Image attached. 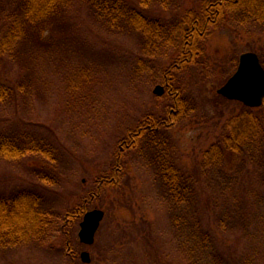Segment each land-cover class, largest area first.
<instances>
[{
  "label": "rangeland",
  "instance_id": "1",
  "mask_svg": "<svg viewBox=\"0 0 264 264\" xmlns=\"http://www.w3.org/2000/svg\"><path fill=\"white\" fill-rule=\"evenodd\" d=\"M202 1L163 8L125 0L165 24L198 14ZM206 33L193 63L172 71L179 54L161 35L145 45L138 29L110 28L80 0L50 20L45 35H31L2 59L0 80L13 94L0 104V133L52 145L59 184L37 179L44 162L36 154L0 159V195L29 189L64 213L95 193L99 180L114 176L117 184L88 204L104 213L91 245L79 241L80 220L68 235L0 250V264H264V141L249 152L223 144L213 152L227 119L245 107L217 90L243 53H256L264 67V33L234 22ZM168 73L187 107L169 129L136 140L116 176V147L129 130L146 115H170L161 82ZM150 138L185 181L180 198L156 171ZM83 251L89 263L80 260Z\"/></svg>",
  "mask_w": 264,
  "mask_h": 264
},
{
  "label": "trees",
  "instance_id": "2",
  "mask_svg": "<svg viewBox=\"0 0 264 264\" xmlns=\"http://www.w3.org/2000/svg\"><path fill=\"white\" fill-rule=\"evenodd\" d=\"M75 1L80 0H0V62L4 57L15 55L20 43L31 35H45L50 20ZM81 1L89 5L96 19L110 28L121 29L126 26L138 29L142 33L145 45L149 44L152 38L161 35L163 40L167 41V46H174L179 54L176 62L171 66L172 71L191 65L194 52L198 53L199 49V44L196 42L202 40L207 35L206 32L218 26L233 22L237 25L251 24L258 26L264 33V0H203L198 14L188 12L186 18L170 24L146 17L140 9L130 6L125 0ZM138 1L142 7L157 3L160 7L167 8L172 0ZM180 42L183 44L178 47ZM161 82L164 85L165 96L171 99L167 106L171 108L170 115L160 119L146 115L134 129L129 130L128 137L116 147L115 165L112 168V173L116 176L122 169L120 158L124 152L136 146V140L142 136L155 137L161 130L169 129L183 113V107L185 108V105L187 107V101L182 98V87L175 84L177 80L174 82V78L168 73L164 74ZM12 94L13 88L0 80V104L7 102ZM220 139L221 142L213 146L215 155H219L222 144L224 149L234 152L239 149L249 152L250 148H260V141H264V102L256 109L243 107L228 118ZM148 141L146 146L152 150L150 158L155 164L156 171L161 173L169 192L180 198L185 181L171 163V158L166 156L163 148L153 143L154 138ZM34 143L36 144L33 145ZM33 154L40 156L44 162L41 161L42 167L38 166L35 172L37 179L43 184L58 186L59 180L56 179L55 171V164L59 160L58 151L52 145L23 141L16 135L0 133V159L18 160ZM116 184L114 176L99 180L95 193L64 213L49 208L45 204L43 195L29 189L9 196L0 195V250L30 242L42 244L54 234L68 235L82 219L88 210V204L97 197L102 188Z\"/></svg>",
  "mask_w": 264,
  "mask_h": 264
},
{
  "label": "water",
  "instance_id": "3",
  "mask_svg": "<svg viewBox=\"0 0 264 264\" xmlns=\"http://www.w3.org/2000/svg\"><path fill=\"white\" fill-rule=\"evenodd\" d=\"M217 93L228 99L242 103L249 108H258L264 100V68L259 57L253 52H246L238 57L235 72L217 90ZM104 216L103 211L93 209L86 212L79 224V241L85 245L94 242L95 233ZM83 263L90 262L89 253L81 252Z\"/></svg>",
  "mask_w": 264,
  "mask_h": 264
}]
</instances>
